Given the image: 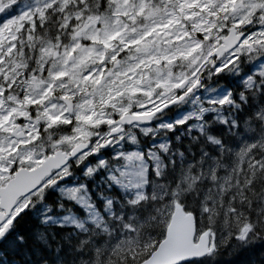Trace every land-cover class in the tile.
I'll list each match as a JSON object with an SVG mask.
<instances>
[{
  "label": "snow or ice",
  "instance_id": "obj_1",
  "mask_svg": "<svg viewBox=\"0 0 264 264\" xmlns=\"http://www.w3.org/2000/svg\"><path fill=\"white\" fill-rule=\"evenodd\" d=\"M0 264H264V0H0Z\"/></svg>",
  "mask_w": 264,
  "mask_h": 264
}]
</instances>
